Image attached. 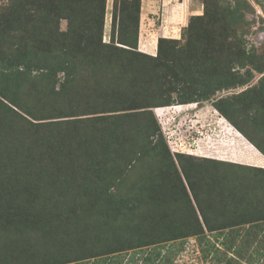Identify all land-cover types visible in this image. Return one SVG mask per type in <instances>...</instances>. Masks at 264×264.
<instances>
[{"label": "trees", "instance_id": "trees-1", "mask_svg": "<svg viewBox=\"0 0 264 264\" xmlns=\"http://www.w3.org/2000/svg\"><path fill=\"white\" fill-rule=\"evenodd\" d=\"M84 1H11L13 24L6 29L9 36L0 38L12 43L7 52L0 42V190L5 193L2 201L8 204L6 210L0 209V264H124L122 255L130 250L186 237L205 241L216 252L223 248L246 263L250 262L245 257L253 256L252 245L253 252L263 256L264 207L253 206L252 192L243 176L264 174V169L206 160L205 166L212 171L219 170L213 165L218 164L224 166L221 172L232 174L207 175L202 183L207 196L201 199L197 181L188 169L191 166L182 163L184 156L177 154L196 208L189 197L183 204L174 203L173 192L168 190L174 183L173 173L183 190L184 186L157 123L146 110L157 107L152 106L154 102L168 106L170 100L163 95L179 94L180 103L189 104L245 86L251 73L243 77L232 66L242 56L236 50L232 56L219 57L216 62L214 58L210 65L190 72L182 67L184 54L178 49L180 58L168 56L179 41L159 38L154 57L137 51L139 0L128 3L135 9H129V16H119L117 23L113 17L121 47L111 45V41L104 43L102 17L97 22L92 19L94 24L84 16L78 22ZM202 1L203 15L190 17L187 39L181 36L187 42L179 52L185 53L193 33L197 37L202 32L197 22L211 20L207 2ZM101 4L103 10L104 0ZM219 10L226 20L242 27L247 24L244 15L227 12V6ZM59 19L67 20L65 31L57 28ZM3 27L0 20V34ZM211 42L214 52H219L223 45L220 39ZM186 63L190 66L189 54ZM257 71L264 74V64ZM138 77L140 80L135 79ZM78 80L85 83L83 89L87 86L94 94H115L122 87L129 95L106 104L96 96L98 105L106 108L89 106L92 113L82 116H95L86 118L82 125L89 124L92 129L72 139L68 132L75 120H50L75 117L71 103L65 104L83 93L76 92ZM117 80L123 85L114 91L112 84ZM260 86L255 96L245 90L215 99L211 106L264 157V146L241 124L244 121L264 133V83ZM25 91L30 104L19 96ZM131 94L141 95L136 98ZM137 110L140 112L131 113ZM145 113L149 115L146 122L142 117ZM34 153L40 155L37 168L28 166L30 161L38 162L31 160ZM159 176L165 186L161 192L153 187ZM169 211L173 221H161L170 218ZM158 256L151 252L141 259L143 264H154Z\"/></svg>", "mask_w": 264, "mask_h": 264}, {"label": "rangeland", "instance_id": "rangeland-1", "mask_svg": "<svg viewBox=\"0 0 264 264\" xmlns=\"http://www.w3.org/2000/svg\"><path fill=\"white\" fill-rule=\"evenodd\" d=\"M11 1L12 0H0V20H3L5 24L4 32L0 34V38H7L9 36L8 32H6L8 27L13 24V13L11 12ZM101 1L102 0H85L80 6L83 9L82 12L78 11L77 18L78 22H80V18L84 16L88 23L97 22L99 17H102V40L104 43H109L111 41V45H115L116 47H121L118 44V25H113V17H115V23L118 22L119 16L128 15L130 13L129 9L135 11L132 5H128L132 0H104V9L101 10ZM244 2L238 7L240 2ZM208 5L207 12L210 16V21L203 23L201 20L197 22L199 24L198 31L202 28V32L197 34V37L193 33V41L189 40V47L184 51L179 52V47L185 44L184 39H181V36L184 35L186 37V33L188 29V23L190 21L191 16H202L204 4L202 0H139L138 2V43H137V51L145 53L150 56H156L157 53V40L159 38L169 39L179 41L178 45L175 46L174 52L172 55L169 53V57L180 58L178 53H183L182 63L184 65L183 68H190V72H197L201 70V68L206 64H211L218 60L219 57L224 58L225 56H232L234 51L242 56V59L239 63L233 64V69L239 70V73L243 75V77H247L248 74L251 73V80L247 82L245 86L224 90L217 92L214 94L209 100L198 101L195 103L182 104L179 101V94H169L163 95L165 100H170L168 106H160L158 102H154L152 106H156L152 109H146L147 112H151L153 116V120L157 123L161 136L163 138V145L167 148L170 159L174 162L176 169L178 170V174L184 186H181L179 181L177 180L176 174L174 175V183L168 187L169 194L173 192V202L174 203H182L189 197L192 205L196 208L192 193L185 182V179L180 171V163L181 158L177 157V154L183 155L182 163L185 165L189 164L191 166L189 169L192 172V176L197 181L196 185L199 190L198 195L200 198H204L207 196L206 191L207 187L202 185L207 180V175L212 174V172H219V174L223 175L224 172H221L224 166L213 164L214 167L219 170L212 171L211 169L205 166V163L208 160H214L216 162H227L231 164H242L244 166H252L249 164H243L245 160V156H248V152L245 149V140L241 137H237L235 132H233V128L227 121H225L211 106L213 100L226 97L231 94H240L245 90L250 91L248 94H252L255 96L257 94L256 89L261 88V82L264 83V74H259L257 70L261 69L264 64V0H205ZM247 4V6L245 5ZM189 4L191 14L185 11V6ZM228 7L227 12L233 13L235 15H244L243 18L247 22L245 27L241 25L235 24V22H230V20H226V15L219 10V7ZM79 10V9H78ZM71 12V11H70ZM82 13L83 15H80ZM205 16V18L207 17ZM17 16V15H16ZM129 16V15H128ZM73 18L76 15L72 16ZM225 17V19H223ZM73 18H70L71 20ZM93 19V20H92ZM218 19H223L218 21ZM67 27V20L59 19L57 28L60 31H65ZM7 29V30H6ZM220 39L222 42V46L220 47L219 52H214V48L212 47L214 43L211 40ZM0 42H3L2 46L7 51L10 52V46L12 43L7 39H1ZM25 43H29V41H25ZM148 46V47H147ZM178 49V53L177 50ZM190 60V66L186 63ZM238 55V54H237ZM245 55V58H244ZM232 58V57H228ZM227 60V59H226ZM224 59H220V61L227 62ZM135 79H139L135 78ZM261 79L260 83L258 81ZM139 80H136L135 86L138 87ZM76 92H83L82 94L75 95V100L66 101V106H69L71 103V115L75 116L73 118L66 119H53L50 121H63V120H75L72 122L74 126L68 132L72 139H76L75 134H82L86 129H92L89 124H83V121L91 116H82L83 114L92 113L93 110L89 106H99L98 101L95 99L96 96L100 95V103L106 104L110 101H114L117 97H122L124 94L129 95V92H126L127 88H120L122 86V82L116 81V84H112L115 86L114 91L120 88L115 94H94L85 86L84 82L77 81L76 82ZM94 83V82H92ZM108 88V86H107ZM140 86L135 89L138 90ZM152 88H155L152 86ZM113 91V92H114ZM264 89L262 91V94ZM27 91L19 94L22 97L26 104H30V100L25 97ZM75 93V92H74ZM92 93V94H91ZM94 94V95H93ZM92 95V97H91ZM104 95V96H103ZM132 96L135 94H131ZM130 95V96H131ZM140 96L141 94H137ZM137 95L135 97L137 98ZM156 95V94H153ZM196 95V94H185ZM264 95V94H263ZM262 95V97H263ZM144 96V95H143ZM159 96V94H157ZM125 96H123L124 98ZM122 98V99H123ZM136 106V105H135ZM99 108H106L100 107ZM41 112H44V108L40 107ZM46 111V110H45ZM140 112V110L132 111ZM125 112H113V114H121ZM143 114V120L146 122L147 113ZM54 116H52L53 118ZM141 117V119H142ZM82 122V123H81ZM242 120L240 121V123ZM244 124L243 127L248 131V133L252 136L254 140L259 142L264 146V133L259 127H255L248 123ZM124 125V124H123ZM20 125L16 127V129H20ZM233 128V129H232ZM236 131V130H235ZM67 133V134H68ZM75 135V137H74ZM23 137V136H21ZM247 141V140H246ZM248 142V141H247ZM161 144V148H164ZM256 149V148H255ZM35 154V153H34ZM40 155L38 153L31 155V160L34 158L37 159L38 162L30 161L28 162V166L31 167H39L36 165L39 162ZM161 158V155L159 154ZM207 160V161H206ZM243 162V163H238ZM146 164V163H145ZM207 164V163H206ZM210 165V166H213ZM260 168V167H257ZM225 169V168H224ZM210 171V172H209ZM138 175H143V171H138ZM225 174L231 175L232 173L225 172ZM224 174V175H225ZM137 175V176H138ZM261 179L257 180V177ZM130 177V175H129ZM246 179V188H248L252 194L253 206L261 209L264 207V174L261 173H250L247 177L243 176ZM221 179V178H220ZM170 183V182H169ZM154 189L157 192L163 191V182L159 178L156 180L155 185H153ZM185 193V196L183 195ZM161 194V193H160ZM166 194V193H163ZM5 193H1L0 190V209L6 210L8 208V204L2 201ZM35 196V194H30V196ZM180 195V196H179ZM171 196V195H170ZM8 197V196H7ZM36 197H38L36 195ZM173 214L176 212V208H171ZM169 211V215L170 212ZM54 213V212H53ZM198 214V212H197ZM199 215V214H198ZM170 218L161 219V221L166 220L168 222L173 221L171 215L168 216ZM200 218V217H199ZM200 223L202 222L199 220ZM207 239L210 242H213L212 237L206 234ZM237 243V242H236ZM254 246H251V254L253 255L251 258L246 256V259H249L250 263H246L244 260L238 259L235 255L231 253H227L221 248L220 252H216L210 245H206L205 241L199 242L196 237H186L168 240L166 242H161L158 244H154L153 247L149 248H141L137 251L130 250L126 254L129 256H122V262L124 264H131L132 259H134L135 263L143 264L144 261L141 259L142 256L147 255L152 252L153 254H160L154 260V264H264V255L258 256L254 251ZM253 249V250H252ZM135 251V252H134ZM133 263V262H132Z\"/></svg>", "mask_w": 264, "mask_h": 264}, {"label": "bare ground", "instance_id": "bare-ground-1", "mask_svg": "<svg viewBox=\"0 0 264 264\" xmlns=\"http://www.w3.org/2000/svg\"><path fill=\"white\" fill-rule=\"evenodd\" d=\"M233 129V128H232ZM233 132H235L237 137H241L243 140H245L235 129H233ZM245 149L248 152V156H245L242 158L244 161L243 162H238V163H243V164H249L257 167H263L264 168V157L258 152L249 142L245 140Z\"/></svg>", "mask_w": 264, "mask_h": 264}, {"label": "crops", "instance_id": "crops-1", "mask_svg": "<svg viewBox=\"0 0 264 264\" xmlns=\"http://www.w3.org/2000/svg\"><path fill=\"white\" fill-rule=\"evenodd\" d=\"M188 1H189V0H188ZM184 8H185V11H186L187 13L190 12L189 4H187ZM189 14H191V13H189ZM191 15H192V14H191ZM147 47H148V46H147ZM260 168L264 169L263 167H260Z\"/></svg>", "mask_w": 264, "mask_h": 264}]
</instances>
